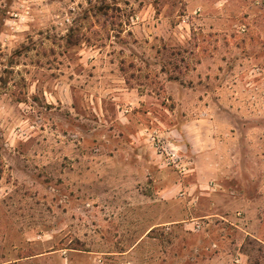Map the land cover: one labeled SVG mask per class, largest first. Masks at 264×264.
Instances as JSON below:
<instances>
[{
  "label": "rangeland",
  "instance_id": "rangeland-1",
  "mask_svg": "<svg viewBox=\"0 0 264 264\" xmlns=\"http://www.w3.org/2000/svg\"><path fill=\"white\" fill-rule=\"evenodd\" d=\"M0 264H264V0H0Z\"/></svg>",
  "mask_w": 264,
  "mask_h": 264
},
{
  "label": "built area",
  "instance_id": "built-area-1",
  "mask_svg": "<svg viewBox=\"0 0 264 264\" xmlns=\"http://www.w3.org/2000/svg\"><path fill=\"white\" fill-rule=\"evenodd\" d=\"M149 137L151 138L152 141H154L155 137H153L152 134L149 135Z\"/></svg>",
  "mask_w": 264,
  "mask_h": 264
}]
</instances>
